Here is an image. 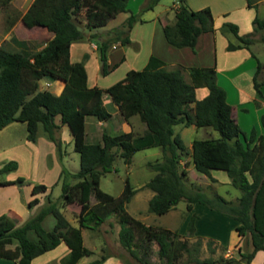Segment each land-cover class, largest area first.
I'll return each instance as SVG.
<instances>
[{
  "label": "trees",
  "instance_id": "1",
  "mask_svg": "<svg viewBox=\"0 0 264 264\" xmlns=\"http://www.w3.org/2000/svg\"><path fill=\"white\" fill-rule=\"evenodd\" d=\"M158 1L146 0L140 11L152 9ZM246 2L249 7H257L258 0ZM127 5L128 0H32L24 13V26L40 23L53 36L43 47L35 50H31L25 40L15 39L19 49L10 50L0 45V129L14 120H21L26 123L29 140L35 139L39 126L50 139L57 140L56 130L66 125L74 149L80 155V168L71 174L79 179L75 185L64 179L61 197L63 203L78 202L82 209L79 225L73 226L60 210L58 201L48 196L47 203L20 225L5 214L0 215V239L13 237L18 241L21 250L18 264H30L34 257L61 242L70 249L61 259L62 264H76L82 256L92 253V249L83 242L81 228L90 227L103 233L102 224L110 216H115L120 226L118 240L131 257L151 264L147 258L150 243L156 241L168 250L161 264H178L182 251L192 253L188 243L177 240V230L145 224L127 211L126 203L136 190L128 178L117 196L99 187L100 177L109 170L116 155L113 147H119L120 156L129 163L136 150L159 146L162 156L149 163L154 174L145 183L154 191L148 199V210L165 213L184 199L187 211L199 202L234 218L237 221L234 228L246 239L237 256L200 258L196 254V246L190 259L198 264H254L252 260L256 252L264 250V134H257L255 127L248 134L241 129L234 106L227 101L226 89L217 81L215 66L178 64L171 67L162 58L151 54L143 67L130 68L122 78L100 87L88 86L84 63L70 60V45L85 35L84 28L102 26L119 12L129 11L121 24L111 28L106 36L97 31L89 34L95 38L99 50L102 73L107 74L110 69V45L115 42L129 44V32L141 19L139 13L130 11ZM252 22L254 30L264 28V18L255 15ZM219 29L223 34L232 33L235 37L234 41H228V50L248 47L254 41L251 33L240 34L238 24L234 22L223 21ZM162 30L171 45L189 46L197 51L202 34L215 30L213 14L209 6L194 9L186 0H177L174 20L165 22ZM117 65L118 62H115L111 68ZM260 66L258 61L253 76L258 99L256 105L259 99H264L259 88L264 78L257 77ZM183 70L188 72L189 80ZM46 76L64 81L59 94L47 88L39 89V79ZM199 88H206L207 91L197 98L196 90ZM104 93L117 105L124 119L138 114L145 124L144 132L134 135L131 131L110 133L103 130L99 140L86 141V116L92 115L98 120H108L112 116L103 102ZM260 120L264 127V113ZM178 124L211 127L219 135L194 138L189 149L175 129ZM185 154L191 156L197 171L212 179H215L212 169L224 170L231 185L240 190L237 198L230 200L219 193L208 195L200 187L188 188L185 182L187 161L182 163ZM17 167V161L10 159L0 166V171L8 172ZM23 179V176H17L15 179H4L0 184ZM46 189L44 183H35L31 192L36 194ZM92 191L97 200L91 204L89 198ZM37 202L38 197L33 196L28 203L33 205ZM49 213L55 216L56 222L54 228L47 230L41 222ZM196 217V213L190 214L189 234H194ZM30 229L36 232L37 240L28 237ZM208 245L214 252L211 242ZM110 255L112 252L107 250L87 264H103ZM117 255L126 264H137Z\"/></svg>",
  "mask_w": 264,
  "mask_h": 264
},
{
  "label": "rangeland",
  "instance_id": "2",
  "mask_svg": "<svg viewBox=\"0 0 264 264\" xmlns=\"http://www.w3.org/2000/svg\"><path fill=\"white\" fill-rule=\"evenodd\" d=\"M32 0H0V45L4 47L14 50L19 49L16 40H25L27 45L31 50H35L38 47H43L45 42L50 38L52 33L47 32V29L43 27L40 23H34L33 25L23 26L24 23V13L27 10L30 2ZM146 0H128V9L134 13H139L138 22L134 23L132 29L129 32V36L131 38V42L126 45H122L119 42H115L110 45L108 49V63H109V71L107 74L102 73V62L100 58L99 50L94 48L91 45V42L95 43V38L89 36L92 32H99L103 34V36L107 35V32L113 28L121 24V22L127 17L129 11L119 12L115 17L109 19L106 24L102 26H95L91 29L84 28L85 35L79 38L77 41L81 43H75L76 46H81L82 50L85 52V57L82 58V61L86 68L87 73V82L90 84H96L100 87H106L111 83L117 81L122 78L126 71L130 68L139 69L143 67L146 59L148 58L149 53L157 52L162 53L165 59L169 61V59H182L183 53L182 51H177V47L171 45L167 41H165L163 36V30L160 27L159 19L162 21L166 20L167 22H173L174 20V12L175 5H177V0H159L152 9H148L145 11H140L141 6ZM187 2V1H186ZM258 7H253L249 9V13L258 15L261 18H264V0H258ZM218 3V1H215ZM208 5V4H207ZM216 5V4H215ZM219 6V5H218ZM214 23L217 25V45H218V60L220 67L225 63L226 56L225 49L222 47V44L225 43L226 40H235V37L232 33L223 34L219 27L224 21L223 13L214 14ZM84 15L82 14V17ZM23 18V19H22ZM31 20L27 18L26 20ZM32 21V20H31ZM240 29L242 32L247 31L246 29H250L248 26V22L246 18H240ZM216 29V28H215ZM264 34V28L261 29ZM261 31H258L256 34L257 40H260ZM208 32V31H206ZM205 33V32H204ZM219 34H223L220 36ZM167 42L168 45H166ZM200 44V41H199ZM115 45V46H114ZM205 45V44H204ZM83 46V47H82ZM114 46V47H112ZM200 46V45H199ZM160 50H156L159 49ZM176 48V49H173ZM248 48L255 54L257 60L260 61L262 68L260 69V75L258 77L264 75V41H252L248 44ZM197 55L203 56L204 60L210 61L212 58V51L209 44L207 46H202V48L197 49ZM124 54V59L118 62L116 67H112L114 61H117L121 55ZM205 56V57H204ZM201 57H194L197 63H199V59ZM184 60V58L182 59ZM231 61H234L233 59ZM167 62V61H166ZM86 63V64H85ZM168 65L173 67V65H184L181 62H167ZM193 65V64H192ZM185 66V65H184ZM191 66V65H188ZM183 74L187 80H189L188 72L183 70ZM218 83L222 85L226 90H228L232 94V88L230 84L225 80V72H220L218 74ZM50 77L46 76L39 79V89L44 88L46 86L47 89L53 90L54 86L51 84L45 85V81ZM244 87L253 89L252 78L251 75L243 74ZM207 91L206 88H199L196 90V97H201ZM248 93V92H246ZM108 95V94H107ZM247 97L249 95L247 94ZM111 112H113L111 102L105 105ZM257 106V105H256ZM254 106L250 111L241 110V113L237 111L236 119L241 129H249L250 127H254L255 119H256V111L253 110ZM256 110V109H255ZM264 113V110H259ZM88 117H93L92 115H88ZM122 115L115 114L113 118H111V123L114 124V128L119 130V123L122 120ZM133 118L140 125L145 124L140 120L138 114H134ZM141 127V126H140ZM107 129V127H105ZM113 129V128H112ZM175 129L180 133L184 143L187 148H191V143L194 138H203V137H217L219 133L211 128V127H197L195 125L184 126L182 124L175 125ZM67 130V128H66ZM56 131L61 132V128ZM109 131V129H108ZM110 131H112L110 129ZM115 131V130H114ZM69 132L68 130L66 131ZM135 135L134 131H132ZM144 132V131H143ZM142 132V133H143ZM27 133L26 123L21 120H14L0 129V166L3 165L10 159V154L12 151L19 150L20 148H10L3 150L5 147L9 145L17 144L21 141H24ZM98 131L96 134H92L90 129L88 128V136L85 134L86 141L93 142L97 141ZM140 133V132H139ZM95 135V136H94ZM46 132L40 126L36 133V137L34 140H30L31 142H35L36 151L30 154L23 153L21 157L23 158L20 168L17 172L19 176H23L28 181H40L39 179H43L46 183L50 185L49 194L52 200L58 201L60 203V210L62 213L66 215V217L75 225L74 214L78 210V206L80 204L78 202L73 203H63L61 193H62V183L64 179H67L71 185H75L79 179L71 174L77 172L80 168V155L79 152L74 149L72 137L68 139H60V136L57 135V140L50 139ZM97 136V137H96ZM39 137V142L37 140ZM243 138V136H241ZM47 141L52 142L54 144V149H49ZM39 150V152H37ZM32 151V150H31ZM30 150L28 152H31ZM112 151L115 152V157L110 166L109 170H107L101 177L99 181V187L114 195L117 196L123 190L125 185L126 178L129 179L131 185L136 189L135 193L132 195V198L126 203L127 211L134 216L135 218L143 221L145 224H151L155 226L168 227L172 230H177V240H185L192 253L187 251H182L178 264H198L190 259V255H194V247L198 246V251L196 254L200 258H205L208 256H212L214 258L222 257H230L237 256L238 250L236 248V244H239L238 236L235 235L234 232L231 233V230L227 229L226 231V239H230V242L235 240L234 248L228 246L223 242H220L212 237H208L205 234H189L187 231V225L190 215L184 219L189 213L186 209V203L184 199H181L175 207L168 210L165 213L157 214L154 212H150L148 210V199L152 194V190L145 186V183L153 176L154 170L149 165L150 162L155 161L156 159H160L162 156V149L159 146H150L142 149H138L134 152L131 161L125 162L124 159L120 156L119 147L115 146L112 148ZM16 160V159H15ZM17 161V160H16ZM187 161V174L185 176V182L188 188L195 189L200 187L203 191H205L208 195L221 194L230 200H235L237 195L240 193V190L233 185H231L229 177L224 170L220 169H212L211 174L215 179H212L210 176L203 174L197 171L194 168L193 161L189 154H185L182 157V163ZM18 163V161H17ZM19 165V163H18ZM18 169V168H17ZM15 170L2 172L0 171V181L4 180L7 177V174L10 172H14ZM54 183L55 181H57ZM21 191V190H20ZM0 192L6 200L7 203H15L12 206L17 207L18 213L21 217H27L29 215V207L27 202H24L23 196L21 193L17 194L14 188L10 186L0 187ZM154 193V191H153ZM19 195V197H18ZM46 196H42L43 201L45 202ZM10 199H13V202H9ZM3 200V201H4ZM97 200L95 193L92 191L90 194L89 202L92 204ZM4 205V204H3ZM70 205V207H69ZM69 207L68 211L66 210ZM5 209V208H4ZM195 213V212H194ZM191 214V213H190ZM197 215V214H196ZM49 217H53L49 215ZM46 219L44 222V226L47 227ZM207 219L203 220V223L207 225ZM109 222H112L113 225H110ZM184 222V223H183ZM202 223V224H203ZM220 222L218 223V225ZM221 229H223L221 225H219ZM119 223L115 216H110L101 226L102 231L106 230L107 233H99L94 237L95 241V249L94 253L89 255L90 259H94L99 256L98 247L105 244L106 240V251L109 250L112 253H117L122 255L123 257L130 259L137 264H146L141 263L131 257L126 249L121 246L118 240V231H119ZM207 227V226H206ZM224 228V229H225ZM34 232V231H31ZM35 234V233H33ZM30 233L29 236H31ZM205 235V236H203ZM104 236V237H103ZM103 237V238H102ZM103 240V243H99L100 240ZM237 240V241H236ZM245 237L241 240L242 245H245ZM118 243H117V242ZM211 242V247H214V252H212L209 248L208 243ZM86 245H90L88 236H85ZM94 243V242H93ZM92 243V244H93ZM98 243V244H97ZM100 244V245H99ZM151 250L148 254V259L151 264H161L167 256L168 250L164 246V244L158 243L156 241H152ZM94 245V244H93ZM99 245V246H98ZM113 255V254H112ZM121 258V257H120ZM122 259V258H121ZM105 261V260H104ZM123 261V260H122ZM124 262V261H123ZM125 263V262H124ZM78 264H81L79 262ZM126 264V263H125Z\"/></svg>",
  "mask_w": 264,
  "mask_h": 264
},
{
  "label": "crops",
  "instance_id": "3",
  "mask_svg": "<svg viewBox=\"0 0 264 264\" xmlns=\"http://www.w3.org/2000/svg\"><path fill=\"white\" fill-rule=\"evenodd\" d=\"M186 1H187V4L191 8H194V9L209 6L213 16H215L214 14H216V13H223V16H225L224 21H231V22L238 24L240 34L251 33L252 37L254 38V41H264V34L262 33L261 29L254 30V25H253L252 20H253L255 15L248 12L249 9H251L253 7L247 6L246 0H186ZM215 1H218V3H215ZM259 3H261V2H257V5ZM240 18H242V19L246 18V20L249 24L248 26H250L251 28L246 29L247 31L242 32V30L240 29V21H239ZM138 21L139 20H137L136 22H138ZM159 22H160V27L162 29L163 24L167 21L166 20L162 21L161 19H159ZM214 26L216 28L214 31H208V32H205L202 34V36L200 38V44H199L200 45L199 48H202V46H207V44L210 45L211 51H212V58L210 59V61H208V60L206 61V59L204 60L203 56L197 55L196 52H194L192 50V48H190L189 46L177 47V49L173 48V49H176L177 51H182L184 60H182L183 58L182 59L176 58V59H169V61L170 62L171 61L172 62H181L185 66L192 65V64L193 65H200V66H212V65H214L216 68V72H217V79L219 77L218 74L220 72H225V78H226L225 80H227V82L230 84V86L232 88L231 89L232 94L228 90H226L227 101L234 106L235 114H237V111H239L241 113V110L250 111L252 109V107L254 106L253 110L256 111V119H255L254 127L256 129L257 134H261V133L264 134V127L262 126L261 120H260V116H261L262 112L259 111V110H264V99H259V104L256 106V99L257 98H256V95L254 92V87L251 90L250 88H245L243 85V83H244L243 74H246V75L250 74L251 75L252 85H253V76L256 73L257 63L259 60H257V57L255 56V54L252 53V51L248 47H242V48L235 49V50H228L226 47L228 44V41H234V40H231V39L226 40L225 39V43L222 44V47H224V49L226 51L224 54L226 56V61L222 65V67H220L219 60H218V45H217V37H218L217 29L218 28H217L216 23H214ZM258 31H261L260 40L259 39L257 40V38H256V34L258 33ZM47 32L50 33V31H48V30H47ZM219 35L222 36L223 34H219ZM52 36H53V33L50 36V38ZM163 36H164V34H163ZM164 39H165V37H164ZM77 40H74L70 45V60L72 62L80 61V60H82V58L85 57V55H84L85 52L82 50L81 46H76V47L74 46L75 43L78 42ZM165 41H166V39H165ZM78 43H81V42H78ZM163 43H166V45H168L167 42H163ZM91 45L94 48H96V44L94 42H91ZM114 46H112V47H114ZM41 47H38V49ZM156 50H160V48L156 49ZM160 52H161V50H160ZM160 52L159 51H158V53L152 52V53H149V55H151V54L156 55L159 58H162L163 60L169 62L167 59L164 58V56H162V53H160ZM149 55H148V57H149ZM122 57L124 59V54L121 55V57L117 61H114V63L122 61L123 60V59H121ZM194 57H196V58L201 57L199 59L200 62L197 63L195 60H193ZM147 59H146V61H147ZM232 59L234 61H231ZM146 61H145V63H146ZM261 68H262V65L260 66L259 70L257 71V77H258V75H260V72H261L260 69ZM263 78H264V75L258 77V79H263ZM46 84H48V86L53 84V86H54L53 90H50V89L49 90L54 92L55 94H59L64 87V81L62 79H59V78H51L50 77L48 80L45 81V85ZM87 84H88V86L96 85L93 83L90 84L88 82H87ZM44 88H46V86H44ZM44 88H41V89H44ZM259 88H260L262 94L264 95V83H262ZM246 92H248V93H246ZM247 94L249 95V97H247ZM102 98H103V102L105 105H107L108 102L109 103L111 102V106L113 109L112 116L108 120H98L94 116L93 117L86 116V118H85L86 136H88V128L90 129V132L92 134H96L97 131L99 132L97 139H99L101 137L103 130L108 131V129H109L108 132H110V133H118L120 131H126V132L127 131H131V132L134 131L135 135H139L145 130V126L142 124L140 125L133 118L134 114L131 115L128 119H124V117L122 116L123 118H122V120H120V123H119L120 129L116 130L117 128H114V124L111 123L110 119L113 118L115 114H117V113L120 114L119 109H118L117 105L112 102L110 96L107 95L106 93L103 94ZM105 127H107V129H105ZM66 128L69 131V129L66 125H62V131L56 132V135H59L60 139L66 140V139L72 137L70 132H67V134H66V131H67ZM110 129L112 131H110ZM250 130H251V127L249 129H244V131L247 134L250 132ZM24 139H25L24 141H21L17 144H14V145H9L3 149V150H6V149L13 148V147L14 148H17V147L20 148L19 150L12 151V154H10V156H9L10 158H15L18 161V163H19V165L17 167L18 169L16 168L14 172L8 173L7 177L5 179H15L17 176H19L18 174L21 173L19 168H20V165H21L22 160H23L21 155L23 153H26V155L29 153L31 156V154L34 153V150L36 151V144H38V143L34 144L35 142H31L27 138V133H26V137ZM37 140L39 142V137H37ZM46 143H48L49 149H51V150L54 149V144L52 142L47 141ZM29 150L30 151L32 150V151L28 152ZM37 152H39V150H37ZM0 154H1V152H0ZM18 170L20 171V173L17 172ZM39 180L40 181H33V182L28 181L27 182L26 178L24 177V179L20 182H15V183H10V184H0V187L10 186V187L15 189L17 194L21 193L23 195L21 198L24 199L25 203L27 202V205L30 209L29 215H27V217H25V218L21 217V215L18 213L17 207L14 208L12 206L15 203H13V204L7 203L6 200H4V198L0 192V215L5 214L6 216L10 217L16 225H20V224L24 223L28 218L33 216L43 205H45L47 203L48 196L50 197V194L48 193L50 185L48 183H46L43 179H39ZM58 180L59 179H57V181H55L54 183L58 182ZM35 183H44L47 186L46 191L36 193V194H32L31 188ZM152 195H153V191H152L151 196ZM33 196L38 197V202L33 204V205H29L28 202ZM42 196H46L45 202L43 201ZM18 197H19V195H18ZM227 199H229V198H227ZM12 200L13 199H10L9 202H13ZM69 207H70V205H69ZM69 207L66 209L67 211H68ZM78 207H79L78 210L75 213H73L74 214L73 218L75 219V222L77 223V225L73 224L66 217V215L63 213L64 216L66 217V219L68 220V222L73 226L79 225V218H80V214L82 212V209H81V205ZM192 212H195L197 214V217L195 218V231H194L195 234H199V233L205 234L208 237H212V238H214L220 242H223L225 244H228V246H231L234 248L235 240H233L232 242H234V243H232V242H230V239H226L225 234H226L227 229H229V230H231V233L234 232L235 235L237 234V236H238L237 240L239 239V241H240L239 244H236L237 250L244 248V245H242L241 240H243L245 236L239 235L238 232L236 231V229L234 228V226L237 224V221L234 218H232L230 216L223 215V214L219 213L218 211L210 208L209 206H207L205 204L196 202L192 205V208L189 211V213H187V215L184 219V222H185L186 218ZM49 215H52L53 217L50 218ZM46 219H49L47 221V224H48L47 227L44 226L45 225L44 222L46 221ZM204 219L208 220L207 225H205L203 223ZM55 222H56L55 216L52 213H49L43 218L41 223L45 229L50 230V229L54 228ZM219 222H220L219 225L223 226L222 227L223 229H221V227L218 225ZM109 223H110V225H113L112 222H109ZM31 231H34V230L30 229L27 231L28 237L32 240H37L38 236H37L36 232L35 231L31 232ZM81 232H82L83 242L85 245H86V243H85L86 234L88 236L89 242H92V243L94 242L93 243L94 245L92 243H90L89 246L86 245L87 247L92 249L91 254H93L94 249L96 247L94 237L96 235H99L100 232H98L95 229L90 228V227H82ZM103 232L107 233L108 231L104 230ZM30 233H32L31 236H29ZM33 233H35V234H33ZM205 235H203V236H205ZM102 238L99 242L100 244L103 243ZM104 242L107 245L106 240ZM105 244L101 245L100 248L98 247L99 256L106 252V245ZM69 251H70L69 247L64 242H61L56 247H54L50 250H47L46 252L34 257L30 264H62L61 259L64 256H66L69 253ZM112 254L113 255H110L105 259L103 264H125L122 261V259L117 255V253H112ZM20 257H21V250H20L18 241L15 238L6 237L3 239H0V264H18ZM91 260L92 259L89 258V255H84L79 259V261L76 264H78L79 262H81V264H87ZM252 262L254 264H264V250H258L256 252Z\"/></svg>",
  "mask_w": 264,
  "mask_h": 264
}]
</instances>
